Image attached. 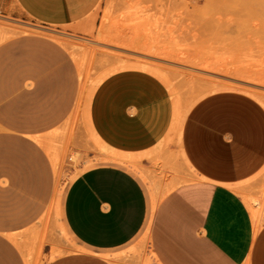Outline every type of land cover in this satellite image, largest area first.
Returning a JSON list of instances; mask_svg holds the SVG:
<instances>
[{
	"label": "rangeland",
	"instance_id": "rangeland-1",
	"mask_svg": "<svg viewBox=\"0 0 264 264\" xmlns=\"http://www.w3.org/2000/svg\"><path fill=\"white\" fill-rule=\"evenodd\" d=\"M133 69L164 81L179 120L229 85L264 106V0H100L61 29L0 16V264H49L85 250L61 226L67 188L90 167L122 166L159 200L174 183L166 156L153 158L159 169L144 168L136 155L127 164L108 161L112 148L92 135L95 90ZM255 193L264 219V181ZM109 252L113 264H156L142 232Z\"/></svg>",
	"mask_w": 264,
	"mask_h": 264
},
{
	"label": "crops",
	"instance_id": "crops-1",
	"mask_svg": "<svg viewBox=\"0 0 264 264\" xmlns=\"http://www.w3.org/2000/svg\"><path fill=\"white\" fill-rule=\"evenodd\" d=\"M99 1L0 0V16L61 29ZM118 74V84L95 90L87 111L96 143L112 148L104 159L127 164L136 155L144 168L159 169L153 158L166 156L163 167L174 183L154 204L153 189L122 166L84 170L67 188L61 230L85 250L49 264H113L109 250L139 232L150 236L156 264H264V219L251 210L264 181L263 104L240 90H220L179 120L163 80L134 69ZM169 129L175 135L167 141Z\"/></svg>",
	"mask_w": 264,
	"mask_h": 264
},
{
	"label": "bare ground",
	"instance_id": "bare-ground-1",
	"mask_svg": "<svg viewBox=\"0 0 264 264\" xmlns=\"http://www.w3.org/2000/svg\"><path fill=\"white\" fill-rule=\"evenodd\" d=\"M140 65V64H139ZM139 65H136L135 64V66H137V67H140ZM228 88H230V89H238V90H240V91H243V92H246V93H248V94H250L251 93V91H249V90H247V89H244V88H239V87H237V86H234V85H229L228 86ZM250 95H252L253 96V93H251ZM97 142H98V140H96ZM112 157H114V158H116V159H121V160H127V159H125L124 157H122V156H119V155H117V154H115V153H113L112 154ZM57 169V168H56ZM157 196L158 195H156V192H154V190H153V201H154V204H156L157 203V201H158V199L159 198H157ZM159 197V196H158ZM254 208H252L251 210H253ZM254 211V213H255V209L253 210ZM253 211H252V213H253ZM256 216V215H255ZM254 216V217H255ZM256 219V218H255ZM256 228H258V222H256Z\"/></svg>",
	"mask_w": 264,
	"mask_h": 264
}]
</instances>
